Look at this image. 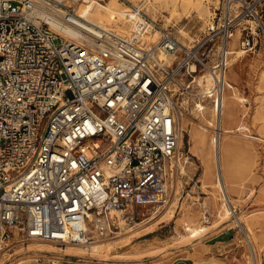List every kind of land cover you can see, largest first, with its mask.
Masks as SVG:
<instances>
[{"label": "built area", "instance_id": "2783aa9c", "mask_svg": "<svg viewBox=\"0 0 264 264\" xmlns=\"http://www.w3.org/2000/svg\"><path fill=\"white\" fill-rule=\"evenodd\" d=\"M82 2L0 0V255L85 245L160 214L180 116L221 104L237 30L244 54L264 38V0H222L189 45L144 10L141 33L116 34Z\"/></svg>", "mask_w": 264, "mask_h": 264}, {"label": "rangeland", "instance_id": "374dc122", "mask_svg": "<svg viewBox=\"0 0 264 264\" xmlns=\"http://www.w3.org/2000/svg\"><path fill=\"white\" fill-rule=\"evenodd\" d=\"M144 1L83 0L81 6L93 4L95 10L93 13L87 8L80 11L86 14L90 21L129 36V33H124L127 27L113 28L102 19V16L107 10L114 8H118L121 14L129 12L134 16L133 6H141ZM184 1L178 0V11L173 16L171 9L165 7L155 14L143 12L150 21L169 27L183 44L189 45L201 39L207 26L214 20L217 21L218 15L215 19L214 17L222 7V0H199L201 3L199 10L194 6L186 9L182 6ZM261 11L264 21V4ZM145 26L146 21L140 14V24L131 27L130 30L133 31L132 33H141ZM180 29L186 31L189 36L181 34ZM235 34L237 45L233 47L235 53L228 55L229 67L226 80L233 84L248 102L235 105L237 118L233 122L228 121V127L235 130L238 125L244 124L249 130L237 132L240 133L238 135L229 134L226 138L230 145L226 169L229 184H226V193L231 201L233 215L229 218L220 217L222 196L218 189L211 185L216 180L215 171L212 175V183L204 180V165L201 160L203 153L200 150L195 153L190 151L189 133L186 132L179 160L185 172H181L178 163L175 165L174 180L179 186L176 192L171 188L169 190L170 205H173L174 214L163 218L161 223L154 226L152 233L135 237L127 246L115 247L109 252L108 257L75 251L73 255L76 257L69 258L65 254L72 253L64 250L68 246L61 248L52 243L30 242L26 245H14L11 250L0 255V264H63V261L69 259L75 261V264H173L176 260L188 258L195 260V264H252L253 252L246 232L253 240L257 261L261 264L260 257L264 248V38L262 37V43L255 52L238 56L241 34L239 30ZM156 35V32L153 33L150 39H154ZM235 59L236 62L233 63ZM205 103L212 108L213 105L209 100ZM208 112L209 110L205 109L204 113ZM196 113L198 112L185 113L188 114L185 117L195 119ZM198 121L200 122L199 119L196 120ZM180 122L181 120L179 124ZM191 126L190 124L189 130ZM214 134V128H211L209 134L204 136L205 148L202 150L209 152L211 156L213 150L210 139ZM187 214L195 216L197 226L210 227L198 240L187 238L185 231V226L189 224L185 219ZM234 216L243 221V227L235 223ZM247 223L251 225L250 229L247 228ZM93 231L99 234L98 231ZM221 232L223 234L218 238L211 239ZM124 233V230L117 229L106 237H100L99 240L107 242ZM92 236L94 233L89 235L90 242L95 239L91 240ZM207 241L215 245L213 250L199 254L200 248ZM43 244L60 248L61 251L53 252L41 246Z\"/></svg>", "mask_w": 264, "mask_h": 264}, {"label": "bare ground", "instance_id": "6f19581e", "mask_svg": "<svg viewBox=\"0 0 264 264\" xmlns=\"http://www.w3.org/2000/svg\"><path fill=\"white\" fill-rule=\"evenodd\" d=\"M200 2L199 0H185L182 4L186 9H190L192 6L197 7V9H200ZM170 8L173 14H175L178 11V0H145L144 3L141 6H133V9L135 10L134 16L129 14V12H126L124 14H121V11L118 8L107 10L106 13L103 14L102 19L113 26V28H125L124 33H129L131 35V27H134L136 25L140 24V11L144 10L146 12L156 13L159 12L162 8ZM87 8L91 13L94 12L95 6L93 4H86V6H81L80 9L84 10ZM79 9V14L88 20L91 23H94L96 25H99L95 22H92L89 20L86 14H82ZM133 16V19H132ZM132 20V21H131ZM169 21V19H168ZM133 22V23H132ZM132 23V25L130 24ZM108 24V25H109ZM101 26V25H99ZM106 29H110L104 26H101ZM129 27V28H128ZM111 31L115 32L116 34L122 35V36H128L123 35L120 32H117L113 29H110ZM179 32L183 35L189 36L186 31L183 29H180ZM155 33V32H154ZM156 39H150L152 42H155L160 34L159 32H156ZM237 45V37L236 34L233 35V39L230 41V50H228L229 55L234 54L233 47ZM238 56L241 54H244V52L238 51ZM233 63L236 62L233 60ZM231 62V63H232ZM208 84L210 85V78H208ZM226 87L225 91L222 97L221 104H218V106L215 108L213 105L212 108L205 105L204 107L202 104L198 105V113H196L195 119H189L186 118L183 114L180 116V124H179V130L181 133L182 138L184 137L185 133H189V140L188 143L190 145V151L191 152H197L201 151L203 153L201 160L204 165V172H203V178L205 181H210L212 183V175L216 174V180L213 185L218 189V191L221 193L222 196V204L220 205V217L222 218H229L231 215H233V211H231L230 207V199L227 196L226 193V184H229L228 179L226 178V169H227V156H228V150H229V143L226 140L227 136L229 134H234L237 132H243L248 131V127L244 124H240L236 127V129H231L228 127V121L233 122L237 118L235 105L236 104H243L247 103L248 100L241 96L240 93H238L236 87L231 84L228 80H225ZM208 102V101H207ZM210 102V101H209ZM211 103V102H210ZM209 104V103H207ZM204 109H208L209 112L206 114L204 113ZM208 115V116H207ZM199 119L200 122H196V120ZM244 121V120H243ZM192 125L189 130V125ZM211 128H214V136L210 139V144L213 150V156L207 151H202L203 148H205V135L207 136V133L209 134V130ZM240 133H237V135ZM243 136V134H242ZM245 136V135H244ZM183 141L180 143V147H183ZM186 165V164H185ZM180 166L181 172H185L184 166H181V164L178 163V167ZM179 185L177 184V181L174 180V174L172 178L169 180V188L173 189L175 192L177 191V187ZM175 204V203H174ZM163 214V215H162ZM174 209L173 205H169L158 215H155L154 213L151 214V216L148 218L147 221L143 223L137 224L134 228L131 229H123L125 231L124 234H121L117 237L111 238L107 240V242H102L99 234L97 232H94V236L91 237V240L94 239V241H88L85 245H68L67 249H64L68 253H74L75 251L84 252V253H90L92 255H96L98 257L104 256L108 257L109 252L114 249L115 247H122L127 246L129 243L133 241L135 237H141L147 234L152 233L154 226L158 223H161L163 218L169 216H173ZM162 216V217H161ZM235 217V216H234ZM185 219L188 221L189 224L185 226V231L187 232V238L198 240L200 237L207 231L208 226H197L195 224L196 218L195 216L191 214H187L185 216ZM235 223L243 227V221L239 219L238 217H235ZM251 225L247 223V228L250 229ZM246 228V229H247ZM91 230V229H90ZM249 231V230H248ZM146 232V233H145ZM250 232V231H249ZM141 234V235H140ZM246 237L251 245V250L253 252L252 256V262L254 264H259V261H257V255H256V248L255 245H253V240L251 237L249 238L246 232ZM41 246H44L46 248H49L50 250H53V252H60V248L53 247L49 244H43ZM212 258V257H211ZM103 259V258H102ZM218 262V261H217ZM252 263V264H253ZM217 264V263H216ZM220 264V263H219Z\"/></svg>", "mask_w": 264, "mask_h": 264}, {"label": "crops", "instance_id": "0c3cea01", "mask_svg": "<svg viewBox=\"0 0 264 264\" xmlns=\"http://www.w3.org/2000/svg\"><path fill=\"white\" fill-rule=\"evenodd\" d=\"M250 53V52H248ZM223 232H221L220 234H217L216 236L212 237L211 239H216L218 238L220 235H222ZM263 241H264V237H263ZM214 244L212 243H209V241L205 242V244L200 248L199 250V254H202V253H207L206 251H212L213 248H214ZM67 255L69 258H74L76 256H74L73 254H65ZM261 264H264V248H263V251L261 253ZM64 263H67V264H75V261L69 259L68 261H63V264ZM173 264H195V260H192V259H185V260H176L173 262Z\"/></svg>", "mask_w": 264, "mask_h": 264}]
</instances>
